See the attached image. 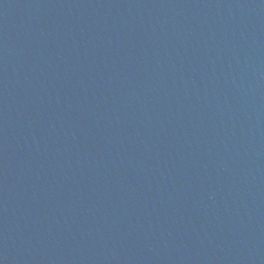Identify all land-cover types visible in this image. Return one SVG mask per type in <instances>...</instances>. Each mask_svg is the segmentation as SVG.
Instances as JSON below:
<instances>
[{
    "label": "water",
    "instance_id": "1",
    "mask_svg": "<svg viewBox=\"0 0 264 264\" xmlns=\"http://www.w3.org/2000/svg\"><path fill=\"white\" fill-rule=\"evenodd\" d=\"M0 264H264V0H0Z\"/></svg>",
    "mask_w": 264,
    "mask_h": 264
}]
</instances>
